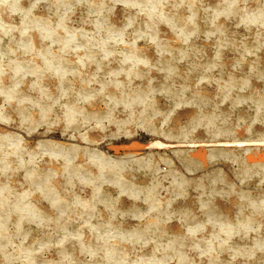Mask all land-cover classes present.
Segmentation results:
<instances>
[{
  "label": "rangeland",
  "instance_id": "obj_1",
  "mask_svg": "<svg viewBox=\"0 0 264 264\" xmlns=\"http://www.w3.org/2000/svg\"><path fill=\"white\" fill-rule=\"evenodd\" d=\"M263 58L264 0H0V264H264Z\"/></svg>",
  "mask_w": 264,
  "mask_h": 264
},
{
  "label": "bare ground",
  "instance_id": "obj_2",
  "mask_svg": "<svg viewBox=\"0 0 264 264\" xmlns=\"http://www.w3.org/2000/svg\"><path fill=\"white\" fill-rule=\"evenodd\" d=\"M181 1V0H180ZM238 1V0H237ZM221 2V1H220ZM67 3V2H66ZM212 3H215V2H212ZM211 3V4H212ZM156 4V3H155ZM220 4V3H219ZM222 4V3H221ZM196 5V4H195ZM202 5H203V2H202ZM218 5V4H217ZM185 6V5H184ZM214 6H215V4H214ZM213 6V7H214ZM241 6V5H240ZM194 7V6H193ZM215 7H217V6H215ZM220 7V6H219ZM218 8V7H217ZM221 8V7H220ZM226 8V7H225ZM229 8V7H228ZM245 8V7H244ZM160 9V8H159ZM248 9V8H247ZM250 9V8H249ZM252 9V8H251ZM258 9V8H257ZM164 10V9H163ZM197 10H198V8H197ZM200 10H201V8H200ZM227 10V9H226ZM262 10V9H261ZM254 11V10H253ZM252 11V12H253ZM169 12V11H168ZM217 12V11H216ZM239 12V11H238ZM190 13V12H189ZM125 14V13H124ZM166 14V13H165ZM170 14V13H169ZM172 15H173V13H171ZM238 14V13H237ZM257 14V13H256ZM176 15V14H175ZM213 15V14H212ZM124 16V15H123ZM224 16V15H223ZM231 16V15H230ZM44 17V16H43ZM178 17V16H177ZM225 17V16H224ZM42 18V17H41ZM146 18V17H145ZM181 18V17H180ZM187 18V17H186ZM213 19V18H212ZM260 19V18H259ZM185 20V19H184ZM183 21V20H182ZM203 21V20H202ZM236 21V20H235ZM262 21V20H261ZM111 22V21H110ZM224 22V21H223ZM199 23V22H198ZM136 24V23H135ZM139 24V23H138ZM188 24V23H187ZM219 24H221V23H219ZM222 24H225V23H222ZM181 25V24H180ZM209 25V24H208ZM225 26V25H224ZM219 27V26H218ZM225 28V27H224ZM249 28H251V27H249ZM205 29V28H204ZM215 29V28H214ZM227 29V28H226ZM202 31V30H201ZM210 31V30H209ZM213 31V30H212ZM217 31V30H216ZM206 32V31H205ZM214 32V31H213ZM62 34V33H61ZM60 35V34H59ZM189 35V34H188ZM61 38V37H60ZM230 38V37H229ZM232 38V37H231ZM230 38V39H231ZM260 39V38H259ZM234 42V41H233ZM251 42V41H250ZM197 43V42H196ZM249 43V42H248ZM193 44H194V42H193ZM250 44V43H249ZM255 45V44H254ZM195 47H196V44L194 45ZM249 46V45H248ZM253 47V46H252ZM111 49H113L114 50V47H112ZM196 49H197V47H196ZM241 49V48H240ZM42 50H44V49H42ZM176 51V50H175ZM243 51V50H242ZM61 54V53H60ZM203 55V54H202ZM200 56V55H199ZM195 57V56H194ZM198 59V58H197ZM201 59V58H200ZM264 59V58H263ZM240 60H242V59H240ZM154 61H155V59H154ZM162 61H163V59H162ZM88 62V61H87ZM167 62V61H166ZM201 62H203V61H201ZM249 64V63H248ZM247 64V65H248ZM260 64V63H259ZM164 65V64H163ZM70 66V65H69ZM260 66V65H259ZM78 67V66H77ZM142 67V66H141ZM198 67V66H197ZM258 67V66H257ZM146 68V67H145ZM264 68V67H263ZM247 69V68H246ZM88 71V70H87ZM127 71V70H126ZM129 71V70H128ZM156 71V70H155ZM200 71V70H199ZM79 72H80V70H79ZM142 72V71H141ZM174 72H176V71H174ZM81 73V72H80ZM140 73V72H139ZM143 73V72H142ZM194 74V73H193ZM192 74V75H193ZM140 75V74H139ZM181 75V74H180ZM230 75V74H229ZM233 75V74H232ZM238 75V74H237ZM254 77V76H253ZM133 78V77H132ZM184 78V77H183ZM186 78H187V76H186ZM246 78V77H245ZM126 79V78H125ZM227 79H228V77H227ZM126 80H128V79H126ZM130 80H131V78H130ZM255 80V79H254ZM184 82V81H183ZM226 82H227V80H226ZM243 83V82H242ZM252 83V82H251ZM117 84V83H116ZM129 84V83H128ZM165 84H167V83H165ZM183 84V83H182ZM236 84V83H235ZM239 84V83H238ZM121 85V84H120ZM186 85V84H185ZM184 85V86H185ZM191 85V84H190ZM225 85V84H224ZM224 85H222V87L224 86ZM4 86V85H3ZM7 86V85H6ZM5 86V87H6ZM167 86H169V83H168V85ZM115 87V86H114ZM186 87H188L187 85H186ZM175 88V87H174ZM117 90V89H116ZM146 91V90H145ZM32 93H33V91H32ZM117 95V94H116ZM259 95V94H258ZM254 96V95H253ZM116 97V96H115ZM203 97V96H202ZM201 97V98H202ZM261 97H263V96H261ZM76 98V97H75ZM200 98V99H201ZM204 98V97H203ZM264 98V97H263ZM209 99V98H208ZM261 99V98H260ZM210 101V100H209ZM205 118H206V116H205ZM189 124V123H188ZM179 128V127H178ZM180 130V129H179ZM226 130V129H225ZM171 132V131H170ZM172 134V133H171ZM255 165V164H254ZM257 165H259V164H256V166ZM10 166V165H9ZM11 166H13V165H11ZM79 166V165H78ZM81 166V165H80ZM250 166V165H249ZM263 166V165H262ZM251 167V166H250ZM254 167H252V169H253ZM251 169V170H252ZM261 169V168H260ZM257 170H259V168L257 169ZM80 171H82V170H80ZM85 171V170H84ZM256 172V169L255 170H253V172ZM87 172H89V171H87ZM252 172V171H251ZM84 173V172H83ZM251 174V173H250ZM2 178V177H1ZM125 180V179H124ZM136 182V181H135ZM204 182V181H203ZM9 183V182H8ZM130 183V182H129ZM128 184V183H127ZM1 185V184H0ZM3 185V184H2ZM203 185V184H202ZM204 185H205V183H204ZM8 186V185H7ZM28 187V186H27ZM133 187V186H132ZM145 188V187H144ZM146 189V188H145ZM139 190V189H138ZM17 193H19V192H17ZM152 196V195H151ZM250 197V196H249ZM253 197V196H252ZM254 198V197H253ZM60 200V199H59ZM248 201H249V199H248ZM252 201H253V199H252ZM59 202V201H58ZM65 203V202H64ZM68 203V202H67ZM61 204H62V206H63V203H62V201H61ZM66 204V203H65ZM64 204V205H65ZM216 204V203H215ZM60 205V204H59ZM67 205V204H66ZM163 206V205H162ZM35 207V206H34ZM68 207V206H67ZM160 207V206H159ZM258 208V207H257ZM68 209V208H67ZM72 209V208H71ZM218 210V209H217ZM220 211V210H219ZM95 212V211H94ZM221 212V211H220ZM215 214V213H214ZM219 214V213H218ZM224 214V213H223ZM247 215L246 216H248V213H246ZM252 214V213H251ZM226 216V215H225ZM245 216V217H246ZM252 216V215H251ZM243 217H244V215H243ZM244 217V218H245ZM72 218V217H71ZM250 218V217H249ZM70 219V218H69ZM247 219V218H246ZM255 219V218H254ZM257 219H259V218H257ZM261 219V218H260ZM196 220V219H195ZM230 221H231V219H230ZM248 221V220H247ZM250 221H252V220H250ZM254 221V220H253ZM55 222V221H54ZM71 222V221H70ZM249 222V221H248ZM62 224V223H61ZM94 224V223H93ZM55 225V224H54ZM69 225H70V223H69ZM101 225V224H100ZM219 226V225H218ZM23 226H21L20 228H22ZM55 227V226H54ZM28 228V227H27ZM27 230H29V228L27 229ZM83 230V229H82ZM23 231V230H22ZM168 233V232H167ZM172 234V233H171ZM211 234V233H210ZM8 235V234H7ZM85 237V236H84ZM224 237V236H223ZM176 238V237H175ZM259 238H260V236H259ZM263 238V237H262ZM177 239H179V238H177ZM251 239V238H250ZM202 240V239H201ZM248 240V239H247ZM260 240V239H259ZM65 241V240H64ZM64 241H62V242H64ZM238 241V240H237ZM89 242H91V240L89 241ZM93 242V241H92ZM203 242V241H202ZM234 242V241H233ZM204 243V242H203ZM203 243H200V245L201 244H203ZM248 243V242H247ZM92 244H94V243H92ZM232 244H234V243H232ZM112 245V244H111ZM123 245V244H122ZM27 246V245H26ZM30 246V245H29ZM114 246V245H113ZM28 247V246H27ZM88 247V246H87ZM216 247V246H215ZM235 247V246H234ZM217 248V247H216ZM237 248V247H236ZM150 250V249H149ZM134 251V250H133ZM139 251V250H138ZM135 252V251H134ZM127 253V252H126ZM141 254V253H140ZM164 254V253H163ZM216 254V253H215ZM214 254V255H215ZM243 254H244V252H243ZM242 254V255H243ZM120 255H122V254H120ZM147 255V254H146ZM149 255H151V254H149ZM185 255V254H184ZM188 255V254H187ZM230 255V254H229ZM123 256V255H122ZM152 256V255H151ZM244 256V255H243ZM132 257V256H131ZM183 257V256H182ZM185 257V256H184ZM241 257V256H240ZM95 258V257H94ZM223 258V257H222ZM221 258V259H222ZM78 259V258H77ZM140 259V258H139ZM224 259V258H223ZM220 260V261H224V260ZM98 260V259H97ZM119 260V259H118ZM227 260V259H226ZM225 260V261H226ZM254 260V259H253ZM256 260V259H255ZM75 261V260H74ZM186 261V260H185ZM217 261V260H216ZM227 262V261H226ZM236 262V261H235ZM254 262V261H253ZM57 263V262H56ZM186 263V262H185ZM212 263V262H211ZM223 263V262H222ZM228 263H230L229 261H228ZM255 264H256V262H254ZM187 264V263H186ZM231 264V263H230ZM251 264V263H250Z\"/></svg>",
  "mask_w": 264,
  "mask_h": 264
}]
</instances>
